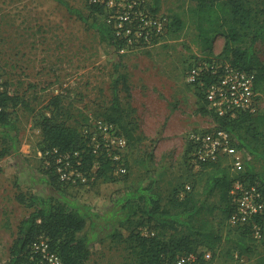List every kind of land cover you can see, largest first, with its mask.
<instances>
[{"label": "rangeland", "instance_id": "rangeland-1", "mask_svg": "<svg viewBox=\"0 0 264 264\" xmlns=\"http://www.w3.org/2000/svg\"><path fill=\"white\" fill-rule=\"evenodd\" d=\"M70 2L90 15L89 23L58 0H0V89L18 94L24 101L17 110L19 153L12 150L2 155L0 139V263L9 259L19 225L32 210L17 199V194L28 190L27 171L43 164L42 114L50 113L49 104L56 95L62 101L60 120L82 130L98 131L101 121L107 123L115 116L110 108L114 76L118 71L129 75L130 91L121 86L125 111L120 125L112 122L116 128L113 124L107 133L115 136L126 127L134 134L125 147L117 149V158L123 157L129 166L123 164L126 170L118 172L121 178L117 181L91 180L69 186L97 211H107L122 193L150 182L156 184L162 203L169 206L171 196L175 191L182 193L186 184L201 189L210 171L207 164L203 171L195 170L187 160L190 134L214 122L202 90L188 82L187 72L197 60L228 56L224 52L227 32L212 34V45H207L193 12V0H115L108 3L107 15L91 13L87 0ZM156 2L159 10L151 13ZM116 3L119 13L133 9L124 24L120 16L111 14ZM243 3L262 17L264 0ZM95 18L118 27L126 25L135 33L126 37L118 50L102 38L92 24ZM146 25L153 28L151 34H144ZM129 33L126 30L125 36ZM255 49L264 65V42L258 41ZM261 86L264 89V80ZM260 91L264 109V90ZM239 156L243 175L264 174L262 159L246 149ZM161 173H175L177 182L171 184L173 179L161 178ZM213 199L220 204L218 191ZM142 219L134 216L132 222L120 227L121 237L94 241L88 263L139 264L143 252L130 233ZM214 222L223 240L212 264L259 263L264 256V241H255L251 251L240 257L236 244L239 232L220 209ZM183 233L184 229L166 230L159 237L178 243Z\"/></svg>", "mask_w": 264, "mask_h": 264}, {"label": "trees", "instance_id": "trees-1", "mask_svg": "<svg viewBox=\"0 0 264 264\" xmlns=\"http://www.w3.org/2000/svg\"><path fill=\"white\" fill-rule=\"evenodd\" d=\"M58 1L66 5L72 14L90 22V15H86L84 10L74 6L70 0ZM193 1L196 3L193 12L207 45H212V34L225 30L228 40L224 52L228 56L222 57L234 66L256 72V89L262 99L263 93L260 90H264L261 86L264 65L256 52L255 44L258 41L264 42V9L260 17L246 7L243 0ZM108 3L109 0H87L88 9L93 14L107 15ZM129 10L132 12L133 9ZM158 10L159 5L156 2L151 6L150 12L156 13ZM112 11L111 14L115 15L124 12L119 13L117 5ZM92 24L100 31L102 38L109 40L118 50L123 46V41L127 40L126 37L135 33V29H132L125 36L126 25L118 27L97 18L93 19ZM152 30V27L146 25L143 32L151 34ZM129 85L128 73L118 71L112 80L113 97L110 106L115 116L108 123L120 125L125 111L121 86L129 92ZM22 102L24 101L20 95L0 89V139L4 145L2 155L9 154L12 150L19 153L17 110ZM61 102V97L56 95L49 104L50 113L42 114L43 139L40 150L43 153V164L39 169L31 167L27 171L28 190L17 194V199L32 210L19 225L18 236L11 245L9 259L0 264H37L32 245L41 236L48 239L51 249L60 255L63 264H89L93 242L106 236L121 237L120 227L132 222L137 215L143 219L133 228L130 237L136 239L141 247V254L143 252L139 264H173L179 254L190 251H198L201 255L212 251L211 259L202 256L194 263L212 264L217 246L223 240V236L216 229L214 215L220 209L229 221L234 209L230 194L233 183L237 179L257 181L264 192V174L261 177L247 172V175H243L241 169L234 170L228 162L224 163L222 160L204 163L198 171H203L206 164L210 171L203 187L199 189L195 184L190 185L189 190L184 189V195L175 191L169 200V206L162 203L156 184L150 182L122 193L107 211H97L72 193L69 186L91 180L117 181L121 178L118 173L119 164H129L123 157L117 159V147L107 141L101 130L86 131L60 120L58 116L62 110ZM211 113L218 126L235 137L234 143L239 149H246L264 161V109L255 114L244 112L235 118L219 116L213 111ZM114 127L116 128L115 124ZM122 129L117 134L126 137L128 142L135 137L129 128ZM62 166L69 172H74L71 179L61 178L59 168ZM83 177H86V181H83ZM217 191L220 204L213 199ZM258 221L264 226V213L258 216ZM231 226L239 232L236 244L241 257L251 251L256 239L251 225ZM145 227L148 233H144ZM182 229L185 233L178 243L174 240L161 241L159 237L161 231ZM258 264H264V256Z\"/></svg>", "mask_w": 264, "mask_h": 264}, {"label": "built area", "instance_id": "built-area-1", "mask_svg": "<svg viewBox=\"0 0 264 264\" xmlns=\"http://www.w3.org/2000/svg\"><path fill=\"white\" fill-rule=\"evenodd\" d=\"M115 0H109V2ZM117 5V3H116ZM130 7L134 4L131 2ZM121 23H126L131 18V11L119 14ZM145 17H143V20ZM130 30L131 28H127ZM257 74L253 70H246L234 66L223 57H212L205 60H197L190 65L187 72V80L199 87L208 102L210 110L219 116L237 117L241 113H257L262 109L260 94L256 89ZM113 123L100 122V130L106 136L107 141L117 149L125 147L127 139L123 135H107ZM115 129V127H114ZM113 130V129H112ZM239 149L233 136L221 129L214 121L210 127L201 131H194L189 136V164L195 170H200L204 163L218 162L230 158L228 164L234 170L241 169L243 161L239 156ZM122 158L119 156L117 159ZM119 164L118 171H125L126 167ZM124 166V167H122ZM61 178L69 180L74 172L59 168ZM86 181V177L82 178ZM191 188L190 184L185 190ZM185 190L181 193L184 195ZM234 209L230 214L229 222L235 226L251 225L252 233L256 241L264 239V226L258 221V216L264 213V192L257 181H244L237 179L230 190ZM144 231V230H143ZM148 233V230L144 231ZM37 264H63L60 255L51 249L47 238L41 236L32 245ZM202 256L211 259L212 251L201 255L198 251H190L179 254L173 264H194ZM170 264V263H166Z\"/></svg>", "mask_w": 264, "mask_h": 264}, {"label": "crops", "instance_id": "crops-1", "mask_svg": "<svg viewBox=\"0 0 264 264\" xmlns=\"http://www.w3.org/2000/svg\"><path fill=\"white\" fill-rule=\"evenodd\" d=\"M161 175H163V176H161V178H166L167 180H169L168 178H172L173 180H171V181H169L171 184H174L175 182H177V176H176V174L174 173V175L173 176H171V174L170 173H168V175L169 176H166V174H164V173H161ZM165 183V182H164ZM187 185V184H186ZM171 187H172V185H171Z\"/></svg>", "mask_w": 264, "mask_h": 264}]
</instances>
